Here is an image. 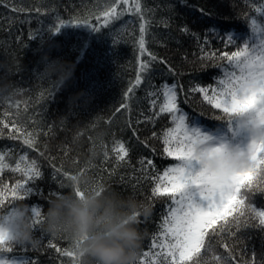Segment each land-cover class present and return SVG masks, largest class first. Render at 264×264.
<instances>
[{"label":"trees","instance_id":"16d2710c","mask_svg":"<svg viewBox=\"0 0 264 264\" xmlns=\"http://www.w3.org/2000/svg\"><path fill=\"white\" fill-rule=\"evenodd\" d=\"M111 2L0 0V61L15 59L24 66L23 71L11 77L19 91L18 106L0 103V121L10 127L12 124L20 127L21 132L15 133L20 138L9 139V129L0 124V151L5 152V162L12 167L19 156L25 154L38 162L42 178L26 184L23 190L27 193L24 201L30 208L46 211L47 200L59 191L58 185L61 184L52 178L53 166L69 174L86 171L97 183L111 185L124 196L133 194L138 201L150 205L151 217L147 221L141 218L139 225L145 233L143 253L148 251L153 234L161 223V214L166 207L162 201L166 198L154 203L149 199L152 181H137L136 177L141 175L137 171L140 168L138 160L141 157L152 159L155 171L161 174L176 161L163 154V132L173 126L169 114L162 113L151 123L137 124L138 119H143L141 112L152 115L159 111V104L163 103L162 93L157 99V108L151 109L147 96L150 89L145 81L134 90L129 101L130 112L125 109L116 111L124 103L127 88L135 81L140 62L150 61L147 54L139 52L141 21L137 16L126 14L99 33L84 25H66L59 32L54 31L57 16L66 21L88 18L97 24L90 14ZM260 3L261 0H183V3L181 0H141L142 9H151L145 12V19L150 21L145 47L156 56L155 61H150L149 72L142 75L150 76L157 88L164 82L183 86V92L177 88L178 105L190 115L204 113L201 117H189L190 131L223 132L227 136L231 133L235 122L217 121L214 114H219L218 110L207 105L199 93H189L188 89L197 84H213V78L221 74L217 67L202 68L203 64L214 63L201 59L205 35L209 40L204 45L205 51L234 50L231 47L225 49L219 36L210 29L215 27L220 36L229 31L250 34V21L257 16L254 6ZM13 8L33 11L13 12ZM35 8L46 10L45 14L35 13ZM185 27L189 30L187 33L182 31ZM34 33L36 35L31 39L30 35ZM44 53H49L53 60L59 59L75 66L73 77L67 84L55 83V77L49 79L44 75L41 63ZM169 68L173 72H169ZM80 92L84 93L83 98L70 109V98ZM18 112L22 115L17 116ZM61 116L68 118L61 120ZM154 131L156 137L152 136ZM28 132L36 137L35 151L22 143ZM244 132L242 129L235 137L230 136L231 147L243 145L247 138L242 136ZM120 141L125 142L130 150L128 163L116 161L114 149ZM142 141H146L148 146L145 147ZM105 152L108 153L107 160ZM0 178L11 185L20 178V174L5 169ZM247 203L264 208V193H248ZM3 214L4 211L0 212ZM232 230L235 231L234 228ZM34 236L40 242L39 248L32 249L9 241L6 247L11 251H0V259L14 261L15 264H33V261L37 264H73L69 257L47 246L51 241L63 251H70L71 242L63 238L49 239L39 229L34 230ZM212 239L214 243L206 257L207 264H215L213 255H221L227 264H264V230L260 228L241 229L231 237L223 233ZM223 243L229 245L231 256L222 247Z\"/></svg>","mask_w":264,"mask_h":264},{"label":"snow or ice","instance_id":"6c2138e0","mask_svg":"<svg viewBox=\"0 0 264 264\" xmlns=\"http://www.w3.org/2000/svg\"><path fill=\"white\" fill-rule=\"evenodd\" d=\"M183 3V0H181ZM123 6V7H122ZM13 12L24 11L30 13L33 9L13 8ZM35 13L44 15L45 11L41 8H35ZM151 9H142L141 0H112L106 4L103 9L90 15L94 16L97 24L90 22L88 18H75L63 20L57 16L55 22V32H59L66 25L87 26L94 32H101L103 28L121 19L124 15L137 16L141 23L139 24V52L141 55L147 54L150 61H155L156 56L145 47V36L148 33L150 21L145 19V12ZM203 12V9H200ZM257 16L252 18L249 24L250 34H234L229 31L220 36L215 27L210 31L219 36L223 42L224 48H234L232 51L215 50L211 53L205 51L204 45L209 43L207 35L204 37L201 45V59L212 60L213 64H203L202 68L208 66L220 69V75L214 77V83L209 85L197 84L188 89L189 93H199L203 101L210 105L212 109L218 110L219 114H214L217 121L227 120L226 116L234 112L249 113L257 123L264 126V0L259 5L254 6ZM210 15V13H206ZM247 19V18H246ZM131 22V21H130ZM166 23V21H164ZM187 33V27L182 29ZM36 33L31 34L33 39ZM195 36L196 34L193 33ZM197 39H199L197 37ZM150 61L140 62L137 76L124 94V103L116 109L130 112L129 101L134 94V90L147 81L148 98H150L151 109L157 108V99L162 93L163 103L159 104V111L152 115H144L143 119H138L137 124L151 123L162 113L171 116L172 127L163 132V154L171 158L176 163L163 170L162 174L155 171V165L152 159L141 157L138 160L140 176L136 177L139 182L151 180V196L153 203L160 198H166L165 210L161 214V223L157 231L153 234L152 243L148 251H144L138 264H207L206 257L212 251L214 243L213 237L221 236L227 233L228 236H236L241 229L260 228L264 230V208H258L251 203H247L248 193H264V142L251 140L247 148L254 161V169L245 173H235L221 168L218 171L210 172L199 170L193 172L191 157V148L195 141L208 142L210 137L202 135L199 130H189L187 121L190 116H203L200 112L197 115H190L178 105L179 87L183 92V86L177 83L164 82L157 88L151 81L150 76L142 75L149 72ZM165 63L164 61H160ZM169 72H173L169 68ZM174 74V73H173ZM51 95V93H49ZM187 103V100H185ZM18 106V105H17ZM3 128L9 129V139H19L15 133H20L21 128L16 124L11 127L8 123L0 121ZM129 127L131 123L129 122ZM133 135L136 136V130L133 129ZM153 137L157 136L154 131ZM22 143L29 149H36V137L28 132L25 134ZM147 147L146 141H142ZM117 162H130V150L125 142H118L114 149ZM155 151V149H153ZM217 152L220 148L216 149ZM43 155V153H41ZM107 160L108 153H104ZM6 161V154L0 151V175L5 169H10L13 173H19L11 185L5 183L0 178V212L5 211L14 201L23 200L27 195L24 192L25 185L36 182L42 178V171L35 159H29L27 154L20 155L15 162L14 167ZM54 167L52 178L58 180L61 185L68 181L72 174L63 172L60 168ZM152 171H149V170ZM123 179V177L121 178ZM79 194V190L77 189ZM55 193H53L54 195ZM40 208H33V215L38 218L41 214ZM235 229L233 231L232 229ZM5 243V238L0 229V244ZM47 246L54 248L57 253L69 257L73 264H77L73 250L63 251L55 243L49 241ZM222 247L231 256V249L227 243ZM9 251L11 249L9 248ZM212 260L215 264H227V260L221 255H213ZM33 264H37L33 261Z\"/></svg>","mask_w":264,"mask_h":264},{"label":"clouds","instance_id":"9594fccd","mask_svg":"<svg viewBox=\"0 0 264 264\" xmlns=\"http://www.w3.org/2000/svg\"><path fill=\"white\" fill-rule=\"evenodd\" d=\"M41 63L44 75L49 79L55 77V83L67 84L73 77L75 66L53 60L49 53L42 55ZM23 69L18 60L0 61V103L11 107L18 105L19 91L11 77ZM83 96V92L72 96L70 109ZM67 118L60 117L61 120ZM225 119L238 122L241 129L250 133L251 140L264 142V126L249 113L234 112ZM191 152V163L197 164L200 170L215 172L223 168L245 173L255 166L251 156L237 148L212 147L208 142L197 140ZM58 188L59 191L47 200V209L41 212L38 223L33 208L24 199L14 201L5 209L0 215V229L5 238L0 251L10 252L6 247L9 241L39 248L40 242L34 236V230L39 229L49 239L63 238L71 242L77 264H138L145 238L139 225L141 218L147 221L151 217L150 205L138 201L133 194L124 196L111 185L97 183L86 171L72 174L67 183Z\"/></svg>","mask_w":264,"mask_h":264},{"label":"rangeland","instance_id":"374dc122","mask_svg":"<svg viewBox=\"0 0 264 264\" xmlns=\"http://www.w3.org/2000/svg\"><path fill=\"white\" fill-rule=\"evenodd\" d=\"M198 130V129H197ZM240 130V132L242 131V129L239 127V124L238 122H235L232 130L230 131L231 133H229V135L227 136L225 133L223 132H214V131H209V132H205V133H202L200 130V133L202 135H207L208 137H210L208 143H209V146H212V147H220V146H227L229 148H237L241 151H247V148H248V145L250 144L251 142V136H250V133L245 131L244 134L242 136H245V141L243 143V145H236V146H233L231 147L230 145V136H234L238 133V131ZM192 170L193 172H198L200 170L199 166L195 163L192 164ZM0 264H15L14 261H11V262H5L3 259H0Z\"/></svg>","mask_w":264,"mask_h":264}]
</instances>
